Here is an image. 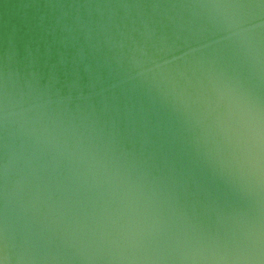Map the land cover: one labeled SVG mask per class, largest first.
I'll list each match as a JSON object with an SVG mask.
<instances>
[{
  "label": "water",
  "instance_id": "95a60500",
  "mask_svg": "<svg viewBox=\"0 0 264 264\" xmlns=\"http://www.w3.org/2000/svg\"><path fill=\"white\" fill-rule=\"evenodd\" d=\"M0 264H264V0H0Z\"/></svg>",
  "mask_w": 264,
  "mask_h": 264
}]
</instances>
